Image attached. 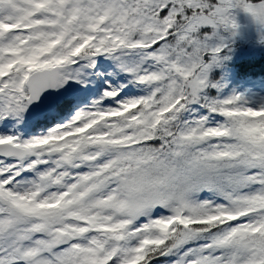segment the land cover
Masks as SVG:
<instances>
[{"label":"snow or ice","instance_id":"snow-or-ice-1","mask_svg":"<svg viewBox=\"0 0 264 264\" xmlns=\"http://www.w3.org/2000/svg\"><path fill=\"white\" fill-rule=\"evenodd\" d=\"M0 264H264V0H0Z\"/></svg>","mask_w":264,"mask_h":264},{"label":"rangeland","instance_id":"rangeland-1","mask_svg":"<svg viewBox=\"0 0 264 264\" xmlns=\"http://www.w3.org/2000/svg\"><path fill=\"white\" fill-rule=\"evenodd\" d=\"M239 22L244 27L245 35L251 36L255 34V26L249 19L241 15Z\"/></svg>","mask_w":264,"mask_h":264}]
</instances>
